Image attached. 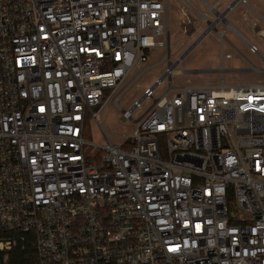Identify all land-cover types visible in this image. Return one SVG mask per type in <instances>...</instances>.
<instances>
[{
	"label": "built area",
	"instance_id": "1",
	"mask_svg": "<svg viewBox=\"0 0 264 264\" xmlns=\"http://www.w3.org/2000/svg\"><path fill=\"white\" fill-rule=\"evenodd\" d=\"M169 6L0 0V250L28 234L38 264H264V66L226 84L220 46L219 82L175 84L185 50L121 109L131 133L84 138L168 47Z\"/></svg>",
	"mask_w": 264,
	"mask_h": 264
},
{
	"label": "rangeland",
	"instance_id": "2",
	"mask_svg": "<svg viewBox=\"0 0 264 264\" xmlns=\"http://www.w3.org/2000/svg\"><path fill=\"white\" fill-rule=\"evenodd\" d=\"M169 31H168V47L155 49L149 56L150 67L145 69L135 80L131 81L136 74V70H132L119 89L121 94L115 105L111 98L100 111L97 120L91 118L87 123L84 131V138L93 144H105L107 138L112 143H119L121 136L131 133L136 124L131 120H123L121 118V109L129 108L132 102L138 98L145 87L151 86L155 78L161 74L162 69L168 60L175 61L197 38L198 35L207 27L206 23L200 17L199 10L193 5L201 8L204 6L202 0H169ZM201 9L200 12H202ZM221 22V21H220ZM219 22V23H220ZM222 24V23H221ZM221 29V25L216 26V30L210 29L192 48L185 54L182 60L177 64L176 70L184 72H175L172 75V82L181 84L185 79H189L196 83L219 82L220 75L217 71H206L190 73L186 70L190 69H216L219 63V34L217 31ZM228 35V34H227ZM247 38L253 42L260 52L264 55V35L246 34ZM236 37L239 51L244 55L235 54L228 61L224 60V68L263 67L264 60L256 57L247 49L246 43L239 37ZM225 47V46H224ZM168 50L169 58H165L161 63H156L160 56ZM156 63V64H155ZM226 83L231 81H258L262 75L258 72L244 71H225L223 74ZM127 85V86H126ZM126 86V87H125ZM166 89V81H163L155 89V96L159 95ZM170 93V92H167ZM152 104L151 99H145L141 106L133 111V119L141 115ZM106 137V138H105ZM87 152L90 155H96L101 151L99 146L86 145Z\"/></svg>",
	"mask_w": 264,
	"mask_h": 264
},
{
	"label": "crops",
	"instance_id": "3",
	"mask_svg": "<svg viewBox=\"0 0 264 264\" xmlns=\"http://www.w3.org/2000/svg\"><path fill=\"white\" fill-rule=\"evenodd\" d=\"M202 2L204 6L201 8L196 7L195 5L193 6L195 9L199 10L198 14L206 23V25L210 20H215L218 12L224 13L223 19L220 23L218 22L215 27L217 25H221V29L217 31L220 42L219 48L222 46L224 51L230 53V57L227 59L228 61H230L235 56V54H240L242 57L244 56L238 49V44L235 41V35L243 40L246 45L249 43L254 44L247 38L246 34L252 33L258 35L259 37L264 35V0H246L245 3L238 0H202ZM232 2H234L232 6L227 9L228 4H231ZM201 9H203L202 12H200ZM199 70H205V72L215 71V69ZM226 71L256 72L251 70V66L237 68L229 67L226 68ZM252 82L256 81L233 80L231 82L225 83L239 84Z\"/></svg>",
	"mask_w": 264,
	"mask_h": 264
},
{
	"label": "trees",
	"instance_id": "4",
	"mask_svg": "<svg viewBox=\"0 0 264 264\" xmlns=\"http://www.w3.org/2000/svg\"><path fill=\"white\" fill-rule=\"evenodd\" d=\"M0 264H38L32 236L19 239L10 250H0Z\"/></svg>",
	"mask_w": 264,
	"mask_h": 264
},
{
	"label": "water",
	"instance_id": "5",
	"mask_svg": "<svg viewBox=\"0 0 264 264\" xmlns=\"http://www.w3.org/2000/svg\"><path fill=\"white\" fill-rule=\"evenodd\" d=\"M235 2V1H234ZM232 2L230 4V6H232V4L234 3ZM218 13H222L224 14L223 12H218ZM219 21L215 18V20H210L208 23H207V27L201 32L200 35L197 36V38L192 42V44L186 49V51L184 52L183 55H185L189 50H191V48L207 33L210 31V29H214L216 30V27L215 25L218 23ZM182 55V57H183ZM187 72H190V73H197V72H205V70H199V69H194V70H188Z\"/></svg>",
	"mask_w": 264,
	"mask_h": 264
}]
</instances>
